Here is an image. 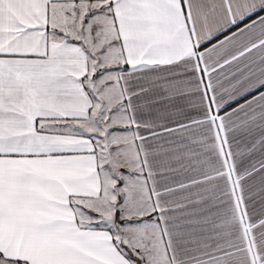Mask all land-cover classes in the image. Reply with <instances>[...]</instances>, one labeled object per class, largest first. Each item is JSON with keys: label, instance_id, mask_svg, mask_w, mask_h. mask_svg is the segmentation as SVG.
Here are the masks:
<instances>
[{"label": "snow or ice", "instance_id": "snow-or-ice-1", "mask_svg": "<svg viewBox=\"0 0 264 264\" xmlns=\"http://www.w3.org/2000/svg\"><path fill=\"white\" fill-rule=\"evenodd\" d=\"M0 264H264V0H0Z\"/></svg>", "mask_w": 264, "mask_h": 264}]
</instances>
